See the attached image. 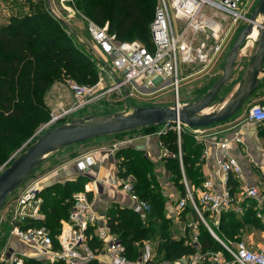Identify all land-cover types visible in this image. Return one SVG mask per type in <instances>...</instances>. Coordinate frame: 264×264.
<instances>
[{
    "label": "built area",
    "instance_id": "obj_1",
    "mask_svg": "<svg viewBox=\"0 0 264 264\" xmlns=\"http://www.w3.org/2000/svg\"><path fill=\"white\" fill-rule=\"evenodd\" d=\"M255 1L257 0H158L149 28L148 43L140 40H118L114 33L109 32L107 24L101 26L91 19H86L91 42L113 71V84L106 92L118 89L125 95L135 93L147 96L154 91L163 92L168 89L174 96L169 104L175 103L181 107L185 104L179 98L182 82L190 78L191 80L208 78L222 64L223 57L239 29L250 22L248 16ZM77 39L80 40L78 37ZM256 39L257 37H251V34L246 36L237 64L239 60L241 64V59L249 57ZM98 64L101 71L107 67L101 61H98ZM99 82L93 86L71 83L69 89L74 98L73 104L67 108L54 110L49 120L40 128L48 130L88 107L95 98L94 90L100 85ZM247 119L256 123L264 122V102L252 104L248 109ZM183 127L187 126L176 122L162 125L160 130L152 133L159 137L168 129H172L177 134L176 153L160 144L161 159L177 157L180 162L184 195L178 200L176 210L180 213L190 206L198 217V223L206 226L210 234L229 253L230 259H226L222 251H207L188 262L175 261L170 264H198L205 258L217 264H264L263 193L257 186H243L240 191L244 198L254 200L252 211L261 226V240L253 242L251 246L243 240L224 242L211 225L217 226L221 214L226 211H233L238 215L245 213L246 208L240 204L229 184L230 177H242L241 166L234 157H217L215 173L218 175V182L214 184L211 179H207L195 191L189 185L182 166L180 136ZM192 133L194 137L199 138L203 136L204 129H192ZM236 140L239 141L238 138ZM128 142L129 139H122L114 143L111 150L117 151ZM216 145L227 147L228 142L217 141ZM206 155L207 151H204L202 156ZM90 163L91 156L84 155L76 161V166L84 171ZM45 179V175L29 178L10 194L12 196L9 202L7 200L4 204V206L7 204L10 229L6 245L0 248V264H27L26 257L46 264H88L96 258L97 253L89 245L87 229L99 219V216L92 211L87 190L73 193L68 216L61 221L59 232L52 235L42 224L45 213L41 191L45 187ZM134 181L133 175L128 174L120 179L119 187L129 197V208L146 215L150 212L151 205L137 193ZM198 223L188 225L194 232L192 242L197 241ZM12 237L24 243L29 252L15 250L16 248L9 244ZM104 242L111 264H145L152 258L151 250L145 246L137 260L129 259L125 254L124 244L116 235L112 234L108 239L105 238Z\"/></svg>",
    "mask_w": 264,
    "mask_h": 264
},
{
    "label": "trees",
    "instance_id": "obj_2",
    "mask_svg": "<svg viewBox=\"0 0 264 264\" xmlns=\"http://www.w3.org/2000/svg\"><path fill=\"white\" fill-rule=\"evenodd\" d=\"M75 3L76 7L83 4L82 11L92 21L101 26L107 24L109 32L114 33L118 40L137 37L148 43L156 0H75ZM62 75H68L78 80V83L89 78L93 81L89 84H93L97 79L95 62L83 50L75 35L68 33L67 25L61 19L55 18L48 11H42L20 18L12 14L9 15L7 24L0 22V162L3 154L14 147L15 140L25 139L49 120L50 114L44 103V96L51 84ZM159 127L162 128V125L141 127L115 134L114 137H123L135 131L152 134L160 130ZM185 130L183 127L180 136L181 159L185 176L191 178L197 174L195 164L199 146L193 145ZM159 140L162 147L173 153L177 152V134L174 130L168 129L160 134ZM121 164L124 168L121 176L133 175L134 188L151 205V210L146 215L136 213L129 207H114L107 214L109 231L124 244L125 254L129 259L138 258L139 248L136 242L144 240L157 241V252L166 263H173L197 251L200 254L222 251L225 258L230 259L229 253L201 222L198 223L195 243L192 238L172 237L171 221L164 216L165 197L152 183V167L142 152L125 154ZM165 167L171 171L175 185L184 195L178 158L166 159ZM87 180L86 177H77L63 184H52L41 191L45 213L42 224L52 235L58 233L60 220L68 216L71 196L84 190ZM211 227L226 243L239 239V233L246 228L261 229L252 210L243 215L226 211L221 214L218 225ZM9 229L10 226H5L6 231ZM3 241L0 246L4 244ZM94 241L91 239L89 242L93 249L100 244L98 241L95 245ZM28 262L37 264L34 261ZM88 264L99 263L93 259ZM198 264L217 263L205 258Z\"/></svg>",
    "mask_w": 264,
    "mask_h": 264
},
{
    "label": "crops",
    "instance_id": "obj_3",
    "mask_svg": "<svg viewBox=\"0 0 264 264\" xmlns=\"http://www.w3.org/2000/svg\"><path fill=\"white\" fill-rule=\"evenodd\" d=\"M9 4L8 1L0 0V15L3 16L0 22L2 24H7L9 15H11L10 6L14 5V3ZM67 28L68 32L73 35L76 34L69 25H67ZM237 65L238 67L235 68V73L238 78V83L244 66L240 64V61ZM205 79L207 78L199 80ZM259 79L260 83L258 88L246 104L231 118L211 126L203 127L204 134L202 137H194L192 129L185 127V132L190 136L193 145L199 146V154L195 164L197 174L191 178L188 175L186 176L189 185L197 191L207 179H211L216 184L218 182V175L215 173L217 168L215 159L217 157H234L241 166L242 177L237 178L232 176V181L229 184L231 185L233 194L239 199L240 204L246 208L245 212L252 210L254 200L244 198L240 194L243 186H257L264 195V122L256 123L247 119L249 107L254 103L264 102V73L260 74ZM127 136L128 138L126 139H129V142L122 145L117 151L111 150L113 144L118 142H112L111 137H114V135L101 136L81 144L65 147L61 149V154L65 156L64 160L51 170L56 171L55 177H52V180H48L46 175L51 171L44 174L47 179L44 181V188L55 183L63 184L77 177H86L88 179L84 185V189L88 192V198L92 204V211L99 216V219L88 227L87 235L89 242L91 239L95 240L94 244L98 241L100 242L94 248L95 253H97L95 259L99 264H111L110 257L105 251V242L103 239H108L112 236L107 225L108 212L114 207H129L130 203L128 195L119 187V181L122 178L121 173L124 171L120 162L125 157V154L142 152L147 157L152 167L150 179L165 197L164 216L171 221L173 238H192L194 232L188 225L190 223H198V217L190 206L181 210L180 213L176 210L177 202L183 197V194L175 185L171 171L166 169L165 160L160 158L161 146L159 137L152 134H142L141 132L130 133ZM217 141H227L228 146H217ZM204 151H207L205 157L202 156ZM84 155L91 156V163L84 171H81L77 168L76 161L83 158ZM62 220L64 219L60 220V226ZM254 234H257L260 239L254 238ZM238 240H243L251 246L253 242L261 240L260 229L252 227L246 228L243 231V236L230 242L233 243ZM136 245L139 248V255L145 246H148L152 252L151 260L145 264H170L166 262L152 263L153 258L157 254L159 255L156 240H144L141 243L136 242ZM12 246L17 248V241H14ZM198 255L200 253L197 251L195 254L184 256L177 261L182 263L188 262L198 257Z\"/></svg>",
    "mask_w": 264,
    "mask_h": 264
},
{
    "label": "water",
    "instance_id": "obj_4",
    "mask_svg": "<svg viewBox=\"0 0 264 264\" xmlns=\"http://www.w3.org/2000/svg\"><path fill=\"white\" fill-rule=\"evenodd\" d=\"M248 19L250 22L238 32L231 44L222 65L221 75L197 100L181 107L175 103L148 105L133 108L130 112L115 111L104 115L77 117L44 131L0 173V211L8 196L25 183L46 156L54 151L141 127L179 122L196 129L231 118L256 91L260 83L259 76L264 73V0H258ZM254 26L257 39L234 92L219 109L204 113L224 85L234 76L240 49L246 36L254 30Z\"/></svg>",
    "mask_w": 264,
    "mask_h": 264
},
{
    "label": "rangeland",
    "instance_id": "obj_5",
    "mask_svg": "<svg viewBox=\"0 0 264 264\" xmlns=\"http://www.w3.org/2000/svg\"><path fill=\"white\" fill-rule=\"evenodd\" d=\"M10 6V13L11 15L14 14L17 18L22 17L23 15H30L42 11H48L50 14H52L55 18L61 19L64 23L69 25L75 32L76 36L80 39L77 41L82 46L83 50L91 56L92 61L96 64V70H97V79L93 84V81H90L89 78H87L85 81H79L82 83H78V80L71 78L68 75H62L60 79L55 80L51 86L48 88V90L45 93L44 96V103L47 106V109L49 110V114H51L54 110H59L61 108H67L70 105L73 104L74 98L72 96V93L69 89V86L71 83H78L85 86H93L97 84L99 81L100 85L96 87L94 90V100L89 104L88 107L85 109L74 113L70 119H64L61 121V123H68L71 119L77 118V117H83L87 115H104L109 114L115 111H125L130 112L133 108L140 107V106H148V105H167L170 102L173 101V94L166 89L165 91H157L152 92V94L147 96H142L140 94L134 95H125V93L121 90L115 89L112 91H107L109 87L113 84V78L112 74L113 71H111L109 64L105 62V59L102 55H100L97 50L95 49V46L91 42L88 33H87V27H86V19H89V17L86 16V14L82 11L83 4L80 5V7H76L75 0H7ZM258 1V0H257ZM257 1H255L254 6L256 5ZM158 3V0H156V4ZM253 6V8H254ZM24 7V8H23ZM253 8L251 9L249 15L251 14ZM3 16L0 15V21L2 20ZM244 27L239 29V31ZM132 40H140L137 37L133 38ZM233 41V40H232ZM144 42V41H142ZM232 43V42H231ZM231 46V44H230ZM229 46V49H230ZM228 49V51H229ZM228 51L223 57V62L228 54ZM248 57L243 58L241 64L242 66H245L248 59ZM241 59V58H240ZM101 61L105 64L106 69L102 70L99 69L100 66L98 64V61ZM223 62L220 66H218L210 77H208L205 80H191L187 79L184 80L179 88V98L181 102L189 103L192 101L197 100L199 97H201L213 84V82L221 75V69ZM237 65V63H236ZM237 67V66H236ZM244 68V67H243ZM237 76L234 72V76L230 79L229 82H227L224 87L220 90L219 94L215 98V100L212 102V104L207 108L208 112L216 111L221 107L223 102L230 97V95L234 92V87L237 83ZM239 81V80H238ZM85 83V84H84ZM129 93V90H128ZM218 105V106H217ZM50 118V117H49ZM57 124V125H58ZM42 126V125H41ZM40 126V127H41ZM39 127V128H40ZM37 129L36 132H34L32 135L30 134L25 139H17L15 140V145L12 149H10L7 153L3 154L2 163L0 162V173L11 163L13 159H15L20 153H22L30 144H32L44 131L47 129ZM161 128V127H159ZM137 131H135L136 133ZM126 136L128 134H125ZM123 135V137H111L112 142L120 141L122 139L128 138ZM61 150L54 151L50 154H48L43 161V163L35 170V172L31 175L32 178H38L39 176H42L51 170L55 168L56 165H58L60 162H62L65 158L64 154H61ZM63 156V157H61ZM56 171H51L46 175L48 180H52V177H55ZM46 179V180H47ZM13 194V193H12ZM10 196V197H9ZM6 199L5 203L9 202V198H11L12 195H9ZM4 203V204H5ZM4 206V205H3ZM7 204L2 207L0 211V244L3 245L0 246V248L4 247L8 241L9 238V230H5V226H9L8 221V215H7ZM254 234V238H258V235ZM5 236V238H4ZM239 236H243V232L239 233ZM4 238V239H3ZM3 239V240H2ZM105 239V238H103ZM14 241H17V248L15 250H18V252H29L27 247L24 243H22L20 240H18L15 237H12L9 241V244L12 245ZM107 242V240H105ZM14 245V244H13ZM27 264H29L28 261H34L37 264H46L45 262H40L39 260L32 259L26 257ZM36 260V261H35ZM163 256L161 254H157L154 258L152 263H163ZM39 261V262H38ZM151 264V263H150Z\"/></svg>",
    "mask_w": 264,
    "mask_h": 264
},
{
    "label": "bare ground",
    "instance_id": "obj_6",
    "mask_svg": "<svg viewBox=\"0 0 264 264\" xmlns=\"http://www.w3.org/2000/svg\"><path fill=\"white\" fill-rule=\"evenodd\" d=\"M251 37H254V38H256L257 37V30L256 29H254L253 31H252V33H251ZM248 59V58H247ZM240 61V60H239ZM228 99V98H227ZM226 99V100H227ZM225 100V101H226ZM224 101V102H225ZM218 106V105H217ZM209 109V108H208ZM208 112V110L206 109L205 111H204V113H207Z\"/></svg>",
    "mask_w": 264,
    "mask_h": 264
}]
</instances>
